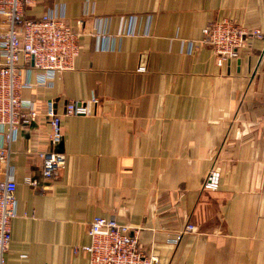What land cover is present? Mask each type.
<instances>
[{"label": "crops", "instance_id": "obj_1", "mask_svg": "<svg viewBox=\"0 0 264 264\" xmlns=\"http://www.w3.org/2000/svg\"><path fill=\"white\" fill-rule=\"evenodd\" d=\"M49 12L83 33L81 53L50 85L34 71L21 92L39 117L12 146L8 264H88L74 250L95 217L139 230L158 264H264V40L222 67L202 43L225 18L264 32V0H39L25 15ZM92 99L91 116L66 114ZM51 100L66 163L47 181ZM212 169L219 189L203 191ZM188 225L198 231L178 239Z\"/></svg>", "mask_w": 264, "mask_h": 264}, {"label": "built area", "instance_id": "obj_2", "mask_svg": "<svg viewBox=\"0 0 264 264\" xmlns=\"http://www.w3.org/2000/svg\"><path fill=\"white\" fill-rule=\"evenodd\" d=\"M39 0H0V264H8L6 254L12 240V222L17 217V183L11 165L12 146L23 126L37 122L39 114L32 103L21 97L24 89L32 83L28 79L34 71L38 74V84L47 86L53 80L75 68L81 53L82 32L69 24L64 15L52 12L37 20L26 18L25 12ZM79 26L83 21L78 22ZM202 43L209 46L222 67L239 59L249 49L253 39L264 40V32L247 31L236 20L225 18L210 24L203 30ZM139 72L145 73L142 67ZM26 78V80L24 79ZM90 103L71 102L66 106L69 116H91ZM45 117L49 121L50 145L53 150L39 154L43 163V177L55 180L66 163V157L59 151L63 143L61 116L56 111L54 101L45 105ZM28 185H35L31 180ZM220 186V173L212 169L208 174L203 191L215 192ZM188 225L184 234L197 232ZM90 244L75 248L74 252L88 255V264H158L154 256L146 255L140 247L139 230L115 219L95 217L89 225Z\"/></svg>", "mask_w": 264, "mask_h": 264}, {"label": "water", "instance_id": "obj_3", "mask_svg": "<svg viewBox=\"0 0 264 264\" xmlns=\"http://www.w3.org/2000/svg\"><path fill=\"white\" fill-rule=\"evenodd\" d=\"M62 146H63V144H61L60 146H59V149H62ZM60 152H62L61 150H60ZM44 178V177H43Z\"/></svg>", "mask_w": 264, "mask_h": 264}]
</instances>
